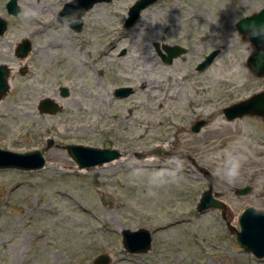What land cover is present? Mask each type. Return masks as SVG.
I'll return each instance as SVG.
<instances>
[{
	"label": "rangeland",
	"instance_id": "obj_1",
	"mask_svg": "<svg viewBox=\"0 0 264 264\" xmlns=\"http://www.w3.org/2000/svg\"><path fill=\"white\" fill-rule=\"evenodd\" d=\"M7 1L0 14L12 33L0 40V65L11 69V90L0 101V149L44 151L46 166L0 170V264H91L101 254L111 264H264L228 228L240 230L248 207L264 211V124L223 112L264 90V78L247 68L253 44L236 27L264 0H161L131 29L124 25L137 0H114L86 14L80 32L58 21L72 0H19L17 16ZM25 39L33 49L21 60L16 49ZM156 43L163 53L164 44L187 53L165 64ZM215 50L214 63L198 71ZM120 87L133 93L117 97ZM54 94L60 110L41 112ZM200 120L208 123L194 132ZM71 144L123 156L81 170ZM210 185L225 215L197 211ZM141 228L152 248L129 254L122 232Z\"/></svg>",
	"mask_w": 264,
	"mask_h": 264
},
{
	"label": "water",
	"instance_id": "obj_2",
	"mask_svg": "<svg viewBox=\"0 0 264 264\" xmlns=\"http://www.w3.org/2000/svg\"><path fill=\"white\" fill-rule=\"evenodd\" d=\"M114 0H72L67 2L58 16V21L68 25L75 32H80L84 25V16L91 11L97 4L111 3ZM161 0H137L129 9L128 17L124 27L131 29L140 20L144 10ZM8 12L17 16L20 14L21 8L19 0H10L7 4ZM237 30L245 41L253 44V52L247 60V68L256 78H264V8L251 16L240 19L236 24ZM6 30V22L0 17V35ZM158 54L161 56L165 64H172L173 61L187 53V49L180 45H163L165 53L160 50V45L155 44ZM33 44L31 40L25 39L18 44L16 56L25 60L32 52ZM220 51L211 52L197 66L198 71L207 70L216 60ZM125 51L122 52V55ZM22 74L27 73V68L21 71ZM11 69L6 65H0V101H2L9 91ZM133 93L132 87H120L115 90V95L125 98ZM69 91L62 88V95L67 96ZM41 112L56 113L60 110L52 99H45L40 103ZM228 120H235L247 115L258 116L264 118V91L254 94L253 96L239 101L226 107L223 110ZM206 122L199 121L194 126L193 131L199 132ZM52 147V142L47 149ZM69 155L79 166L81 170H89L94 167H100L120 159L123 154L117 149L96 148L86 145H67ZM146 154L139 155V160L147 159ZM180 157H183L180 155ZM46 166V158L44 151L34 150L26 153L14 152L11 150L0 149V170L16 169L25 172L39 171ZM251 191V187L235 189L236 195H246ZM210 208L221 209L225 215L227 207L213 195L212 185L203 194L197 206L199 213H204ZM228 228L237 236V243L248 254H252L257 259L264 258V211L254 207L245 209L240 217V230L234 228L230 223ZM152 234L149 230L141 228L136 231L125 229L122 232V243L124 249L133 255L148 253L152 248ZM112 260L109 255H99L91 264H111Z\"/></svg>",
	"mask_w": 264,
	"mask_h": 264
},
{
	"label": "flooded vegetation",
	"instance_id": "obj_3",
	"mask_svg": "<svg viewBox=\"0 0 264 264\" xmlns=\"http://www.w3.org/2000/svg\"><path fill=\"white\" fill-rule=\"evenodd\" d=\"M10 1V0H9ZM9 1H7L5 4H4V8L6 9V11L8 12V9H7V4H8V2ZM8 14L9 15H11L9 12H8ZM0 17L1 18H3V20L6 22V30H5V32L2 34V35H0V40H2V39H5L6 38V36L8 35V34H11L12 33V23H11V21L10 20H8L7 18H5V17H3L1 14H0ZM251 73V72H250ZM255 77V76H254ZM256 78V77H255ZM258 79V78H257ZM260 79V78H259ZM264 91V90H263ZM260 92H262V91H260ZM259 93V92H258ZM256 94V93H255ZM254 95V94H253ZM252 95V96H253ZM249 118V119H253V120H256L257 122H261L262 124H264V118H262V117H258V116H250V115H247V116H245V117H242V118H237V119H243V118ZM237 119H235V120H237ZM200 121H204V122H206V124H205V126L207 125V121H205V120H200ZM233 121V120H232ZM197 122H199V121H197ZM197 122H196V124H197ZM195 124V125H196ZM194 125V126H195ZM194 126L192 127V129L194 128ZM204 126V127H205ZM202 130V129H201ZM201 130L199 131V132H201ZM264 169V168H263ZM263 169H261V171H264ZM250 187V186H249ZM251 191H252V187H251ZM250 191V192H251Z\"/></svg>",
	"mask_w": 264,
	"mask_h": 264
},
{
	"label": "bare ground",
	"instance_id": "obj_4",
	"mask_svg": "<svg viewBox=\"0 0 264 264\" xmlns=\"http://www.w3.org/2000/svg\"><path fill=\"white\" fill-rule=\"evenodd\" d=\"M97 7H95V8H93L91 11H89L87 14H91L95 9H96ZM51 99L53 100V102L56 104V105H63V103L61 102V99L57 96V94H54V95H52L51 96ZM51 119H53V123H54V125H55V121L56 120H54L55 118L54 117H52V116H49ZM157 148H158V150L160 149V150H163L164 148H163V146H157ZM151 160H153V159H151ZM112 164H114V162H112Z\"/></svg>",
	"mask_w": 264,
	"mask_h": 264
},
{
	"label": "clouds",
	"instance_id": "obj_5",
	"mask_svg": "<svg viewBox=\"0 0 264 264\" xmlns=\"http://www.w3.org/2000/svg\"><path fill=\"white\" fill-rule=\"evenodd\" d=\"M239 174V164L237 163L236 165H233L227 172V177L229 181H231L232 178L237 176Z\"/></svg>",
	"mask_w": 264,
	"mask_h": 264
}]
</instances>
